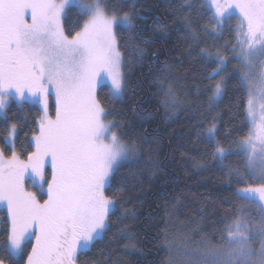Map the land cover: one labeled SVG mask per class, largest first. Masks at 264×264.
<instances>
[{
	"label": "snow or ice",
	"instance_id": "6c2138e0",
	"mask_svg": "<svg viewBox=\"0 0 264 264\" xmlns=\"http://www.w3.org/2000/svg\"><path fill=\"white\" fill-rule=\"evenodd\" d=\"M124 4L0 0V116L7 124L0 143V264H78L111 230L109 218L124 194L115 187L120 168L141 158L121 123L110 119L101 94L107 90L104 99L115 101L127 87L130 65L119 34L128 33L125 50L138 62L148 56L131 42L140 15L135 2ZM173 15L182 18L180 30L195 46L188 55L198 49V63L211 68L204 75L210 93L204 119H211L206 126L200 120L196 144L243 185L233 192L240 206L221 217L217 243L202 239L197 264H264V0H176ZM225 31L232 41L219 44ZM170 77V69L161 70L165 107L175 109L179 98ZM230 84L245 94L239 107L247 131L230 129L222 139V118L212 111ZM11 101L39 106L24 141L20 126L8 123ZM233 131L244 134L229 138ZM246 205L256 209L255 218Z\"/></svg>",
	"mask_w": 264,
	"mask_h": 264
},
{
	"label": "trees",
	"instance_id": "16d2710c",
	"mask_svg": "<svg viewBox=\"0 0 264 264\" xmlns=\"http://www.w3.org/2000/svg\"><path fill=\"white\" fill-rule=\"evenodd\" d=\"M134 2L140 15L134 20L137 33L131 42L148 56L138 62L125 50L128 33L119 34L121 50L130 65L125 67L127 87L120 99L111 102L104 99L106 90L101 101L113 111L110 119L121 123L124 139L136 144L141 159L138 164L120 168V182L115 187L123 188L124 194L117 196L115 214L109 218L111 230L79 256L78 264H184L189 254H200L202 239L217 243L221 217L241 204L233 192L243 185L232 182L235 177L212 159L210 149L205 151L203 145L196 144V129L208 112L210 93L204 91L208 83L204 75L211 68L198 63V49L188 55L195 46L180 30L182 18L173 15L176 0ZM132 4L133 0H125L124 6L130 8ZM209 17L210 14L203 16L200 23H207ZM231 23L234 27L235 20ZM203 39L213 44L211 37ZM225 41H232L227 31L218 43ZM167 69L171 70V84L179 98L175 109L165 107L168 85H164V91L160 86L161 70ZM244 99L245 94L230 84L227 96L212 111V116L222 118L218 122L220 138L230 129L247 131L244 111L239 107ZM10 103L8 123L20 126L19 137L24 141L25 134L35 127L39 106L25 102L21 108L14 101ZM210 119H204L205 126ZM6 129L0 116V143ZM244 132L233 131L229 138ZM231 164L238 166L235 157ZM245 208L255 218L256 209L247 205Z\"/></svg>",
	"mask_w": 264,
	"mask_h": 264
},
{
	"label": "rangeland",
	"instance_id": "374dc122",
	"mask_svg": "<svg viewBox=\"0 0 264 264\" xmlns=\"http://www.w3.org/2000/svg\"><path fill=\"white\" fill-rule=\"evenodd\" d=\"M120 99V98H119ZM29 103H32L31 101H28ZM17 105H19L17 102H15ZM190 256V259L189 260H187L184 264H197V261H198V259H199V255L200 254H189ZM197 257V258H196Z\"/></svg>",
	"mask_w": 264,
	"mask_h": 264
}]
</instances>
